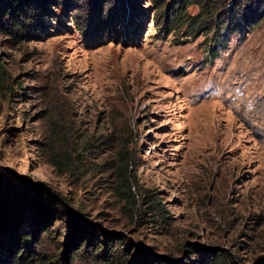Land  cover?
<instances>
[{"label": "rangeland", "instance_id": "1", "mask_svg": "<svg viewBox=\"0 0 264 264\" xmlns=\"http://www.w3.org/2000/svg\"><path fill=\"white\" fill-rule=\"evenodd\" d=\"M191 1L193 30L180 0H59L0 32V200L42 185L119 238L71 262L75 223L28 219L53 264L264 262V0Z\"/></svg>", "mask_w": 264, "mask_h": 264}, {"label": "trees", "instance_id": "2", "mask_svg": "<svg viewBox=\"0 0 264 264\" xmlns=\"http://www.w3.org/2000/svg\"><path fill=\"white\" fill-rule=\"evenodd\" d=\"M58 1L59 0H0V32H3V30L11 31L13 28L24 26L30 19H35L37 14H40V16L42 15V18L45 16L49 18L47 11L54 6V3H58ZM190 2L193 1L180 0V4L183 3V6L178 7V18H176L175 21L176 25L185 22V17L188 18L186 10ZM200 10V14H203L204 8L202 6ZM38 21L41 20L38 19ZM202 22H204V20L199 16L192 18L190 23L188 21L185 23H187V27L190 30H193L194 27H198ZM215 28L217 29V26ZM9 91L8 85L6 84V75L1 73L0 95L3 96L2 94L4 92ZM9 94H11V92H9ZM122 162L123 173H121V175L126 185L127 179L124 173L129 166L126 155L122 157ZM6 178L7 177L0 174V184H7L9 187L11 185V178ZM49 195V192L42 185L36 184L30 187L22 185V190L17 192L15 197L11 196L9 200L11 205H8V203L5 205V203L0 200V202L4 203H1L0 207V264H53V261H57L55 257H51L44 253H36L32 250L34 246L41 244V239L39 241L38 238L39 232L43 230L48 240L52 239L56 244V251H59V235L56 231L49 229L46 224L44 226L43 222L36 224L33 228V232L31 231L28 233L20 229L28 219H32L33 217L40 219V214L43 216L50 214L53 218L52 220L55 222L58 221V216L66 215L72 220L70 224L75 223V234L73 237L70 236L72 241L69 242L67 247L64 246L62 250L63 253L60 254L58 252L65 260H71V262L79 260L83 257V253H90L93 259H97L100 256H105L108 251L113 250V244L119 241L117 236L105 235L103 233L102 237L104 239L102 238V242L96 241V239H93V227L89 228L85 224L79 223L77 218H75L68 209L59 212L52 208V200ZM137 255V264L152 263V261L147 258V255L143 253H137ZM221 261L220 257H218L212 261L211 264H220ZM257 264H264V262L259 261Z\"/></svg>", "mask_w": 264, "mask_h": 264}]
</instances>
